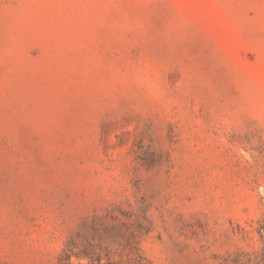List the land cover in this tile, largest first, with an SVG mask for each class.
<instances>
[{"label": "rangeland", "instance_id": "374dc122", "mask_svg": "<svg viewBox=\"0 0 264 264\" xmlns=\"http://www.w3.org/2000/svg\"><path fill=\"white\" fill-rule=\"evenodd\" d=\"M0 264H264V0H0Z\"/></svg>", "mask_w": 264, "mask_h": 264}]
</instances>
